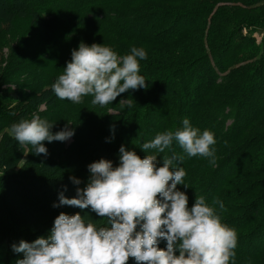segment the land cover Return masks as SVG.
Wrapping results in <instances>:
<instances>
[{
    "label": "trees",
    "instance_id": "trees-1",
    "mask_svg": "<svg viewBox=\"0 0 264 264\" xmlns=\"http://www.w3.org/2000/svg\"><path fill=\"white\" fill-rule=\"evenodd\" d=\"M3 41L10 56L0 67V264H16L23 253L13 245L47 238L60 213L73 215L74 207L59 205V198L44 201L49 212L35 211L40 189L54 184L55 192L73 198L89 183L91 163L119 166L121 146L141 158L154 154L142 144L181 129L185 118L214 134L215 164L189 157L174 142L159 154L158 166L163 155L183 156L173 168L186 172L188 187L177 190L188 206L197 195L209 205L219 198L222 223L237 233L231 261L264 264V0H0ZM81 42L120 56L129 53L120 42L143 48L147 87L105 107L93 105L91 96L80 104L58 99L52 85ZM126 99L131 106H121ZM34 115L52 124L53 134L67 126L73 143L45 141L47 156L21 146L11 125Z\"/></svg>",
    "mask_w": 264,
    "mask_h": 264
},
{
    "label": "clouds",
    "instance_id": "clouds-1",
    "mask_svg": "<svg viewBox=\"0 0 264 264\" xmlns=\"http://www.w3.org/2000/svg\"><path fill=\"white\" fill-rule=\"evenodd\" d=\"M71 62L52 85L60 100L83 103L91 96V103L105 107L129 90L146 88L140 75V61L147 59L143 48L132 47L128 54L118 55L111 47L81 42L72 51ZM121 106H131L132 100H120ZM52 124L34 115L22 119L10 128V135L21 146L30 145L37 155H48L45 141H67L74 132L65 129L53 134ZM176 142L189 157L211 158L215 164L214 134L193 127L183 120L181 129L159 132L154 139L142 144L148 153L141 158L135 151L119 149V166L100 159L88 168L91 179L86 188H77V195L59 196V205L91 208L98 216L107 218L108 226L88 222L79 213H60L54 220L50 235L33 242L21 240L13 245L23 259L16 264H128L133 258L137 264H230L235 255L237 233L222 223L215 205L224 208L219 198L209 205L197 195L188 206V196L177 190L184 185L186 172L173 168L174 161L183 156L170 150ZM74 183L80 181L71 178ZM59 205H54L59 206ZM167 241L166 248L159 242ZM177 251L179 255H177Z\"/></svg>",
    "mask_w": 264,
    "mask_h": 264
},
{
    "label": "rangeland",
    "instance_id": "rangeland-1",
    "mask_svg": "<svg viewBox=\"0 0 264 264\" xmlns=\"http://www.w3.org/2000/svg\"><path fill=\"white\" fill-rule=\"evenodd\" d=\"M23 23L26 24V23L23 22V21H19V22H17V24H21L22 26H23ZM28 23H29V21H28ZM9 28H11V27H9ZM12 29H14V28H12ZM12 29H11V30H12ZM24 32H25V31H24ZM257 34L259 35L258 32H257ZM110 41H111V40H110ZM113 41H115V40L113 39ZM260 42H261V40H260ZM5 43H6V41H3V44L0 45V67L5 66V64H7V62L9 61V56H10V55H9V52H8V48H9V47L6 46ZM120 44H122V46L125 47V48L127 49L128 52H130V49H131L132 47L140 48V47H138V46H125V45H123L122 42H120ZM148 55H149V54H148ZM45 110H46L45 105H42L41 108L39 109L40 112H44ZM72 143H73V137H71L70 139H68V140L66 141L67 146H68V145H71ZM26 158H27V157H26ZM26 158H25V160H26ZM25 160L22 161V162L18 165L17 169H19L21 166H23V164L25 163ZM50 186H51V187L49 188L50 191H49V189L43 188V189H40V190H42V191L38 192V193H39V194H38V195H39V199H38L36 205L34 206V210H35V211H37V212H41V211L47 210V209H46L47 205L44 204V203L46 202V201H45L46 199H49V203H52V202L54 203V202H58V201H56V200L59 198V196H60L61 193H63V195L67 197V195H66V191H62L63 189L60 190V192H55L54 189H53L54 184H53V185H50ZM68 188H69V187H68ZM67 191H68V190H67ZM69 191L71 192L72 190L69 189ZM44 201H45V202H44ZM56 205H57V203H56ZM57 207H59V206H57ZM39 208L41 209V211H38ZM49 211H50V210L48 209L47 212H49ZM76 213H79V214L82 216V218H84V219H85L86 221H88V222L95 223V224H97L98 226H108V227H110V223H109V222H106V221L103 222L102 217L98 216V215H97L94 211H92V210H91V212H90L89 208H87V209H80V208H78V207H74V209H73V214H76ZM166 245H167V241H166V240H161V241L159 242V247H160V248H164ZM129 260H130V264H137V262H136L133 258H130ZM232 262H235V264H245L246 261L243 260V259H233V261H231L230 264H232Z\"/></svg>",
    "mask_w": 264,
    "mask_h": 264
}]
</instances>
